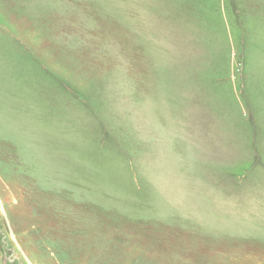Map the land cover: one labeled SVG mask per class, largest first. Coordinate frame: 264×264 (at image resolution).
I'll use <instances>...</instances> for the list:
<instances>
[{
  "label": "rangeland",
  "instance_id": "rangeland-1",
  "mask_svg": "<svg viewBox=\"0 0 264 264\" xmlns=\"http://www.w3.org/2000/svg\"><path fill=\"white\" fill-rule=\"evenodd\" d=\"M0 264H264V0H0Z\"/></svg>",
  "mask_w": 264,
  "mask_h": 264
}]
</instances>
